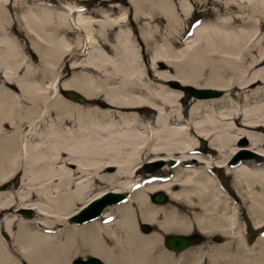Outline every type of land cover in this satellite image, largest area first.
Returning a JSON list of instances; mask_svg holds the SVG:
<instances>
[{
	"label": "bare ground",
	"instance_id": "obj_1",
	"mask_svg": "<svg viewBox=\"0 0 264 264\" xmlns=\"http://www.w3.org/2000/svg\"><path fill=\"white\" fill-rule=\"evenodd\" d=\"M101 1L104 8L85 12L75 0H0V264H69L79 253L104 264H185L161 238L191 227L229 237L212 245L211 264L222 262L220 253L228 255L225 264H263L264 239L254 242L252 256L222 252L230 237L243 235L232 230L237 204L230 201L229 215L230 197L209 168L233 177L252 226L263 225L264 165L254 156L231 158L242 149L264 157L257 132L264 130V0H214L236 16L199 22L178 50L171 37L182 30L178 11L187 17L191 0ZM235 21L242 28L227 30ZM162 22L168 35L160 34ZM160 79L224 93L190 94L185 114L181 90ZM67 90L87 102L71 101ZM241 137L244 145L236 143ZM201 141L209 153L193 154ZM143 159L177 164L171 176L141 184L136 167ZM193 160L201 166L183 165ZM96 183L103 189L94 192ZM106 190L127 192L125 201L110 203ZM158 191L171 203L152 200ZM101 194L109 203L99 215L105 224L66 223ZM142 223L151 230L143 232ZM190 251L199 264L201 249Z\"/></svg>",
	"mask_w": 264,
	"mask_h": 264
},
{
	"label": "rangeland",
	"instance_id": "obj_2",
	"mask_svg": "<svg viewBox=\"0 0 264 264\" xmlns=\"http://www.w3.org/2000/svg\"><path fill=\"white\" fill-rule=\"evenodd\" d=\"M75 1H77V3H79V4L80 3L84 4V9L82 8L83 10L81 9V11H85V12H90L93 9L100 8V7H103V8L105 7V4H102L101 0H75ZM96 1H99V2H96ZM118 1L119 0H114L112 2L115 3V2H118ZM223 1H226V0H223ZM191 3L193 5V8H192L191 12L189 13V15L187 17L184 14H182L180 11H178V15H179V18L181 20V29L182 30L180 31V33H178V35L176 37H174V38L171 37V41L173 42V44H174V46H175V48L177 50L183 47V43H182L183 38L189 37L190 36L189 31L192 32V29L194 28V26L197 25L199 22H201V21H219L220 18H221V22H222L223 18H230V16H236L234 11L233 12L223 11L221 9V6H220V4H222L221 2L217 3L214 0H191ZM138 24L139 23H135V25H134V24L130 23L129 27L132 29V31L135 30V28H137V30H138ZM227 28H229L227 30H238V29L242 28V24L240 22H238V21H235V22L231 23L229 26H227ZM260 32L261 31L259 30L258 33L260 34ZM78 34H79V31H77L75 33L71 32L69 37L72 38L73 36L78 35ZM160 34L162 36L168 35L167 31L164 29V22H162V24L160 25ZM27 56L34 64L37 63V57L35 56V54L33 52L27 50ZM146 59H148V56H147ZM214 59H217V58L214 57ZM157 66L161 70L165 71V73H169V74H173L174 73V67L173 66L165 65L161 61H158ZM63 72L67 73L68 70L65 69ZM203 74L204 75L207 74V70L206 69L203 71ZM156 83L159 84V85H163V86L169 87L170 89L181 90L182 98H181V101L178 102V105L181 108L184 109V112L186 114L187 111H188L190 102L193 99L189 95V93L185 92L180 86H177L175 88L173 85L170 84L169 80L160 79V80L156 81ZM259 84L260 83L258 81L250 82V84L248 86L249 87H254V86H258ZM11 89L14 90V87L13 88L11 87ZM222 93H224L223 89H222ZM64 95L66 96V94H64ZM68 99H70V98H68ZM70 100L74 101L72 99H70ZM85 101L86 100H84L83 102L82 101H74V102H77L79 104H85L87 102V101L86 102ZM238 104H241V103L238 102ZM257 132L262 133L263 137H264V130L259 129ZM245 143H246V140H245ZM261 143H262V146H264V138H263V141L261 140ZM198 144L200 146H205V147L208 148V146H207L205 141H201L200 143H197L196 147H198ZM249 159L252 160V162H254L255 164L264 165V157L263 156H260V155L257 154L256 156L251 157ZM145 161H146V159H143L142 162L145 163ZM142 162H141V164H142ZM154 162H159V164H157L155 166V168L152 169L149 172L145 171L143 166H141L137 170V174L139 176L137 175L136 178L137 179L138 178H142L143 179V180L140 179V183L141 184L148 183L151 180L160 181L163 178L171 176V174L173 172V169H171L172 167L168 168L166 166L167 164L165 165L166 162H161V160H156ZM162 163H164V164L162 165ZM106 170H107V172H111L113 170V168L111 166H107ZM215 171H216V174L218 175V178L220 179V184L222 185V187L225 189V191L227 192V194L230 197V198H227V200H228V204H227L228 205V207H227L228 214L230 215L232 213V209L231 208L233 206V204H232L233 202H230V201L233 200L237 204V207H238L236 215H237V218H238L239 222L235 226H233L232 230L236 231V230H238V228H240L242 230V235H243L242 238L234 237V236L230 237L231 245H230V243H228V245H230V246H227L226 248H224L222 246L223 248L221 250H222V252L225 251V252L232 253L236 249H238L240 252L244 253L247 256H252L253 253L255 255V254H257V250H254L255 252L253 251L254 242H256L257 239H264V224L261 225L258 228H254L252 226V224H251V222H250V220L248 218V210L246 208V205H247L246 201L245 200H241L240 197L237 195L236 189L234 187V179H233V177L231 175L225 173L222 168H220V170L216 168ZM103 186L104 185H102L100 183H96L94 185V187H93V189L95 190L94 192H97V191L103 189ZM222 196L223 195L221 194V197ZM224 199H225V197H224ZM165 202L166 203H171L170 200L168 201V198H166ZM34 203H38V201H36ZM161 203H164V202H161ZM78 206H80V205L77 204L76 207H78ZM111 206H113V205H111ZM108 207H110V206H108ZM108 207H106V208H108ZM221 208L223 209V206H221ZM225 209H226V207H225ZM27 211H29V212H27ZM22 213H24V214H26L28 216H31L33 212L31 210H29V209H24V211ZM96 219H98V221L101 222L102 224H105V222L107 221V218L99 217V216L96 217ZM66 223L68 225L70 224L68 222V219L66 220ZM144 224H146L148 226V230L145 231L142 228H140V229L143 232L150 231L152 226L149 223H144ZM70 225H72V224H70ZM74 226H76V225H74ZM192 230H195V227H191L187 232H190ZM187 232H183V233H187ZM203 234L205 235L203 237L204 240L199 242L198 244H195V245H192V246H189V247L183 249V250L187 249L186 251L181 252L179 250L180 251L179 252V251L172 250V253L174 254L176 260L183 259L185 264H194L195 263L194 254L190 250H192V249L196 250V248H199L202 251L201 258H200L201 261L199 262V264H211V262L209 261L208 255L211 254V253H215L212 250L213 249L212 245H216V243H213V242H211V240H208V239H210V238L206 237V236H208V234H205V233H203ZM212 235H213V233H212ZM215 235H218V233L215 234ZM219 238H220V243H222V242L227 241L229 237L227 235H223V234L220 233L219 234ZM257 243H260V242H257ZM161 244L164 247L162 238H161ZM260 244L264 245V241H263V243H260ZM169 250H171V249H169ZM85 254L86 253L76 254L75 256L70 258V261L73 258H76V257L84 258ZM181 254H185V255L181 256ZM191 256H193V257H191ZM220 256H221L220 260H222V262L220 264H222V263L225 264V263L229 262V258L228 259L224 258V257H228L227 254L226 255H224V254L221 255V253H220ZM260 257H261V255H259V259H260ZM70 261H69V264H70Z\"/></svg>",
	"mask_w": 264,
	"mask_h": 264
},
{
	"label": "water",
	"instance_id": "obj_3",
	"mask_svg": "<svg viewBox=\"0 0 264 264\" xmlns=\"http://www.w3.org/2000/svg\"><path fill=\"white\" fill-rule=\"evenodd\" d=\"M170 84L173 85L174 87L180 86L185 92L197 97H209V96L215 97V96H219L222 93V89L220 88L197 89L195 87H192L191 85L180 84L177 80L174 79L170 80ZM66 95L68 98L72 100H77L82 102L84 101V97L73 90H69L68 93L66 92ZM236 143L238 145H244L245 139L241 137ZM256 155L257 153L254 151L242 149L236 152L232 156L231 162L235 161L237 158L241 156H256ZM170 163L171 161L169 162V164ZM157 164H159V162H154V161L146 162L143 163V167L146 171H151L152 169L155 168ZM105 192H107L106 194H113V196L107 199V201H110V203H117L125 198L124 192H112V190H106ZM104 195H102L99 198L96 197V199L92 198V201L88 203L84 208L78 209L76 210L77 211L76 213L74 212L73 214H71L68 218V221L73 223H83L98 216L102 211V209L104 208V206L109 204V203L104 204L106 203L105 197H103ZM150 197L152 198V200L156 202H164L166 201L167 198L166 194L162 191H158L157 194L153 193L152 196L150 194ZM94 202L97 203L91 206L92 203ZM141 228L145 231L148 230V226L144 223L141 225ZM199 239L200 236L197 233H168V234H164L162 238L164 246L168 249L175 251L182 250L187 246L196 243ZM70 264H103V262L99 257L95 255L86 254L84 258L82 257L73 258L70 261Z\"/></svg>",
	"mask_w": 264,
	"mask_h": 264
},
{
	"label": "flooded vegetation",
	"instance_id": "obj_4",
	"mask_svg": "<svg viewBox=\"0 0 264 264\" xmlns=\"http://www.w3.org/2000/svg\"><path fill=\"white\" fill-rule=\"evenodd\" d=\"M96 2H99V1H96ZM81 5H83V7H84V4H81ZM199 143H200V142H199ZM209 151H210L209 148H207V147H205V146H200V145L198 144V147L196 148V150L193 151V154L207 155V154L209 153ZM167 161H168V160H167ZM183 165H186V166H189V167H195V168L201 166L199 163L195 162V160L184 162ZM216 168L220 170V167L215 166V165H212V166L209 168V171H210L211 173H213V174L218 178V175L216 174V171H215ZM218 179H219V178H218ZM219 180H220V179H219ZM187 233H197V234L200 236V239H199L196 243L191 244L190 246L195 245V244H198L199 242H201V241L204 240L203 237H204L205 235L203 234V232L198 231L197 228H195V230H192V231L187 232ZM215 234H217V233H213V235L211 234V235H208V236H206V237L210 238V239H208V240H211V242L218 244V243H220L219 234H218V235H215Z\"/></svg>",
	"mask_w": 264,
	"mask_h": 264
}]
</instances>
